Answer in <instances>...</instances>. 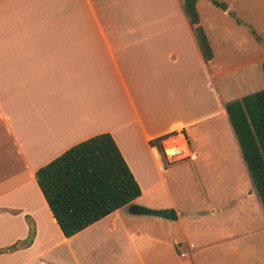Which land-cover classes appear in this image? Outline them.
<instances>
[{
	"label": "crops",
	"instance_id": "crops-1",
	"mask_svg": "<svg viewBox=\"0 0 264 264\" xmlns=\"http://www.w3.org/2000/svg\"><path fill=\"white\" fill-rule=\"evenodd\" d=\"M199 24L213 53L207 64L181 0H0V251L34 233L28 246L0 253V264H79L72 242L89 233L111 246L98 245L114 255L111 264L246 263L233 258L248 250L232 240L261 233L264 211L250 186L241 196L231 195L235 180L250 176L225 105L254 93L249 85L264 63V42L255 51L249 41L226 37L217 50L200 16ZM235 55L254 58L221 64ZM218 125L230 149L220 159L203 150L192 152L191 133L200 142ZM179 132L192 158L174 164L190 161L192 172L203 175L207 217L197 216L191 202L172 197L170 186L179 185L183 176H173L176 167L167 173L150 145ZM103 133L112 137L141 195L64 238L35 173ZM162 147L167 157L164 142ZM163 194L164 199L158 197ZM131 205L172 209L176 220L134 216ZM190 210L196 215H186Z\"/></svg>",
	"mask_w": 264,
	"mask_h": 264
},
{
	"label": "trees",
	"instance_id": "trees-1",
	"mask_svg": "<svg viewBox=\"0 0 264 264\" xmlns=\"http://www.w3.org/2000/svg\"><path fill=\"white\" fill-rule=\"evenodd\" d=\"M197 1L181 0V8L207 64L213 53L199 24ZM208 1L217 9L226 10L224 3ZM262 72L264 75V63ZM225 110L264 211V89L226 103ZM173 134L150 141V145L158 150L165 168L169 164L161 142ZM35 181L64 238L73 237L141 195L140 186L108 133L93 136L69 148L39 168ZM33 235L30 230L24 242L0 253L28 246Z\"/></svg>",
	"mask_w": 264,
	"mask_h": 264
},
{
	"label": "rangeland",
	"instance_id": "rangeland-1",
	"mask_svg": "<svg viewBox=\"0 0 264 264\" xmlns=\"http://www.w3.org/2000/svg\"><path fill=\"white\" fill-rule=\"evenodd\" d=\"M217 1L224 4L226 3L228 6V13L225 14L220 9L215 8L208 0H198L199 16L203 26L207 29V35L210 41L213 42L214 47L218 50L222 45H225V42L223 41L228 37L231 41H249L251 42V47H253L255 51L258 47L260 49L259 43L262 41L264 42V0ZM235 44H237V42ZM249 58L254 57L250 55L244 59L241 55H235L232 58V61H226L223 58L220 62L224 66L229 63L232 65L244 64ZM261 64L262 63H260L259 66V77L256 79L254 78V82L249 85L250 90H253L254 92L264 89V75ZM220 129L221 126L218 125L216 131L210 132L207 136L203 135V140L200 142H198L193 133H191L189 136L191 151L203 150L211 157L220 159V155L230 149L228 140L225 137V132ZM191 130L194 131L193 129ZM195 162L197 163L198 160ZM190 163V161H183L167 166V173H174V170L172 171V169L176 167L177 171L173 176H183L179 185L170 186L171 195L177 202H191L193 204L192 208L197 207L200 212L197 216L207 217L209 216V206H207L206 196L201 187V179L203 175L192 172ZM199 172L202 171L199 170ZM176 173L178 174L176 175ZM193 175H198L199 177H193ZM184 177L189 179L185 181L183 180ZM239 179L245 183V186L243 185L240 187L238 183L242 181L236 179L231 190L233 198L241 196L242 192L248 186H250V190H254L253 185L251 187L249 184L251 179L247 181L244 176L239 177ZM165 195L166 194L158 195V197L164 199ZM191 210L187 211L186 215H196L195 213L197 212ZM247 219L250 218L247 217ZM256 221L258 222L259 227H261V218H258ZM249 223L251 224V221H249ZM90 234L91 233L78 236L72 242L77 262L79 264H111L114 255L112 253H105L98 247V245H100V247L103 245L108 247L111 246L109 244L97 243L96 238L91 237ZM232 244L248 250L246 254L240 253L239 255H234V259L238 257L243 259V261L246 259V263L243 264H264V230L259 234L251 236L245 235L243 237L235 238L232 240ZM181 248L183 252H189L186 244L181 245ZM168 250L170 257L173 256L174 254H171L172 250L170 248H168ZM230 262L231 261L229 260L226 264H233Z\"/></svg>",
	"mask_w": 264,
	"mask_h": 264
},
{
	"label": "built area",
	"instance_id": "built-area-1",
	"mask_svg": "<svg viewBox=\"0 0 264 264\" xmlns=\"http://www.w3.org/2000/svg\"><path fill=\"white\" fill-rule=\"evenodd\" d=\"M171 141H179L178 144H176L174 146V148L176 149V151L169 155L167 154L166 161L167 163L170 164H174L175 162L181 160V159H188V158H192L189 149H188V143L186 141V137L183 134V132H179V133H174L173 135H170L168 138L164 139L162 142L165 143V153H166V146L171 142ZM161 142V144H162ZM181 257H184V254H180Z\"/></svg>",
	"mask_w": 264,
	"mask_h": 264
},
{
	"label": "water",
	"instance_id": "water-1",
	"mask_svg": "<svg viewBox=\"0 0 264 264\" xmlns=\"http://www.w3.org/2000/svg\"><path fill=\"white\" fill-rule=\"evenodd\" d=\"M129 209L131 215L134 216H151V217L162 218L170 221L176 220L175 212L172 209L152 210L138 205H131Z\"/></svg>",
	"mask_w": 264,
	"mask_h": 264
},
{
	"label": "bare ground",
	"instance_id": "bare-ground-1",
	"mask_svg": "<svg viewBox=\"0 0 264 264\" xmlns=\"http://www.w3.org/2000/svg\"><path fill=\"white\" fill-rule=\"evenodd\" d=\"M178 143H179V141H171V142L166 146V153L169 154V155L173 154V153L176 151V149L174 148V146H175L176 144H178Z\"/></svg>",
	"mask_w": 264,
	"mask_h": 264
}]
</instances>
